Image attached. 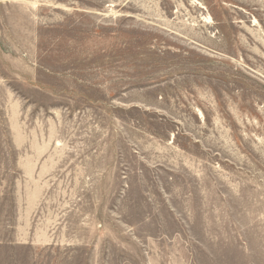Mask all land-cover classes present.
<instances>
[{
  "label": "rangeland",
  "instance_id": "374dc122",
  "mask_svg": "<svg viewBox=\"0 0 264 264\" xmlns=\"http://www.w3.org/2000/svg\"><path fill=\"white\" fill-rule=\"evenodd\" d=\"M0 264H264V0H0Z\"/></svg>",
  "mask_w": 264,
  "mask_h": 264
}]
</instances>
